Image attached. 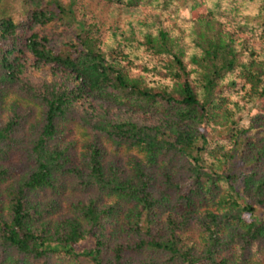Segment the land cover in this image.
<instances>
[{"label": "trees", "instance_id": "16d2710c", "mask_svg": "<svg viewBox=\"0 0 264 264\" xmlns=\"http://www.w3.org/2000/svg\"><path fill=\"white\" fill-rule=\"evenodd\" d=\"M254 205L264 0H0V264H264Z\"/></svg>", "mask_w": 264, "mask_h": 264}, {"label": "rangeland", "instance_id": "374dc122", "mask_svg": "<svg viewBox=\"0 0 264 264\" xmlns=\"http://www.w3.org/2000/svg\"><path fill=\"white\" fill-rule=\"evenodd\" d=\"M252 7H244L243 10H246V12H250V10H252ZM181 16L185 19H189L190 18V12L189 9H183L181 12ZM255 115V111L254 110H248L246 114H244L241 118H240V126L243 128H248L249 124H250V120L251 118ZM259 135V132H255L253 134H251L250 139L251 140H255V138ZM214 140V137H211V141ZM241 173L244 177L246 178V182L244 184V189L247 193H252L253 195H255L256 197V189H257V181H252L250 178H248V175H250V170H246V169H241ZM245 180V178H244ZM254 208L256 210V215L258 217H262L264 215V210L259 209L258 207H256V205H254ZM93 246V242L90 239H86L85 241L79 243L76 246L77 250H83V249H87Z\"/></svg>", "mask_w": 264, "mask_h": 264}]
</instances>
